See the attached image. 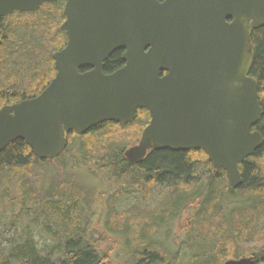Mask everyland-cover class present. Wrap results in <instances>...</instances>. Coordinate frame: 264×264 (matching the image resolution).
<instances>
[{
    "label": "trees",
    "instance_id": "1",
    "mask_svg": "<svg viewBox=\"0 0 264 264\" xmlns=\"http://www.w3.org/2000/svg\"><path fill=\"white\" fill-rule=\"evenodd\" d=\"M62 10L58 2L0 18V108L35 97L54 76L52 53L65 41ZM251 45L249 75L264 109V27L252 32ZM121 56L113 53L105 71L122 66ZM140 114L125 126L107 122L83 135L68 134L66 150L53 160L36 158L20 140L0 152V264H114L116 241L129 251L130 264H179L178 253L157 238L176 222L173 242L189 249L186 264L242 257L264 264V114L253 128L263 144L240 165L242 183L233 191L224 171L215 170L202 151L155 150L139 164L128 162L125 147L148 120L146 111ZM68 161L95 165V175L119 182L104 200L101 231L91 221L97 187L67 170ZM31 226L50 244L40 246ZM101 240L111 248L103 249Z\"/></svg>",
    "mask_w": 264,
    "mask_h": 264
},
{
    "label": "water",
    "instance_id": "2",
    "mask_svg": "<svg viewBox=\"0 0 264 264\" xmlns=\"http://www.w3.org/2000/svg\"><path fill=\"white\" fill-rule=\"evenodd\" d=\"M58 1L67 43L52 54L56 75L37 97L0 109V152L20 140L36 158L53 160L67 134L125 126L145 109L150 122L124 152L128 162L152 150L203 151L235 190L240 165L263 144L253 128L264 109L249 74L264 0H0V18ZM119 50L124 66L104 75Z\"/></svg>",
    "mask_w": 264,
    "mask_h": 264
},
{
    "label": "rangeland",
    "instance_id": "3",
    "mask_svg": "<svg viewBox=\"0 0 264 264\" xmlns=\"http://www.w3.org/2000/svg\"><path fill=\"white\" fill-rule=\"evenodd\" d=\"M134 144H136V141H134V143L131 145H127L125 147V149L131 147ZM67 165H68V167L71 165L70 169H67V170L74 172L77 176L80 177V179L83 178L84 180L83 179L82 180L84 181V183L88 184L89 186L92 184V185H95L97 187L94 190H96V192H95L96 194L98 192V197L96 198L95 204H93V212L95 214H93V216L91 215L92 216L91 221L95 224L98 223L100 231H101V229H102L101 223H103L102 221L105 218L104 200L107 196L110 195V193H113V191L118 188V185H116V184H118L119 182L114 183L112 181V179H108V176H107L108 174L106 175L105 173H103V176L100 173L95 175V173H94L96 171L95 165H92L89 163L87 164L88 165L87 167L81 165L80 163L73 166L72 163L70 161H68ZM91 176L94 177L93 180L91 179ZM95 179L99 180L100 182L99 183L96 182V184H93L92 182ZM123 200H125V198H123ZM128 201L129 200L122 201V202H128ZM178 226H179L178 222H176L173 227L167 226L166 228L159 231L157 238L161 239V237H162L168 244H170L169 245L170 249H174L178 253L179 264H186V260L189 259V257H190L189 249L186 248L185 246H183L181 249V247H178L176 244L174 246V242H173V240H175L177 238L175 235H176V231H177ZM31 228H32V232L31 231L30 232H31L32 236H34L35 241L40 246H43L45 244L46 245L50 244V241H48L47 238H44V236H42L43 237V240H42V237L40 235H38V230L35 226H31ZM132 236H135L134 228H133ZM94 237H95V239H101V235H99L97 233L94 234ZM10 238H11V235L6 230L5 231L6 241H9ZM100 245L105 250H109L112 246L111 244H108L107 242L105 243V241L103 242L102 240L100 241ZM134 245L135 244H132V248L134 247ZM115 246H116V248H115L114 252L111 253V258H113L112 259L113 263L114 264H130L131 258L128 256L129 251L126 252L124 250H120L119 249V241H116ZM134 250L135 249L133 248L132 252H134Z\"/></svg>",
    "mask_w": 264,
    "mask_h": 264
},
{
    "label": "flooded vegetation",
    "instance_id": "4",
    "mask_svg": "<svg viewBox=\"0 0 264 264\" xmlns=\"http://www.w3.org/2000/svg\"><path fill=\"white\" fill-rule=\"evenodd\" d=\"M65 21V19L62 21V23L60 24V26H59V28L61 27V25L63 24V22ZM61 30V29H60ZM64 36H65V41H64V44L62 45V47H60V49L59 50H57V51H54V52H58V51H60V50H62L64 47H65V45H66V43H67V39H66V35H65V33H64ZM53 52V53H54ZM117 52V51H116ZM119 52H122V55H123V51L122 50H119ZM52 53V54H53ZM115 53V52H114ZM113 54V53H112ZM111 54V55H112ZM110 55V56H111ZM109 56V57H110ZM108 57V58H109ZM121 58H122V56H121ZM108 60V59H107ZM107 60L104 62V66H105V63L107 62ZM124 63V62H123ZM53 64H54V61H53ZM104 66H103V74L104 75H111V74H113V73H115L116 71H118V70H120L123 66H124V64L122 65V66H120V67H116L114 70H112L111 72H107V71H105V69H104ZM54 69H55V74H54V76L51 78V80L48 82V84L46 85V87L50 84V82L54 79V77H55V75H56V68H55V64H54ZM92 69L91 68H84L83 70H81V72H88V71H91ZM45 87V88H46ZM39 95V94H38ZM38 95H36L35 97H37ZM21 102V101H20ZM140 111L141 110H139L137 113H140ZM146 112H147V116H148V120H147V123H146V125L141 129V132H140V135H139V137H138V139L136 140V144L138 143V141H139V139H140V137H141V133H142V131L148 126V124H149V122H150V117H149V113H148V111L146 110ZM140 116H142L141 114L140 115H137L136 114V118L137 117H140ZM135 118V119H136ZM136 144H134V145H136ZM133 145V146H134Z\"/></svg>",
    "mask_w": 264,
    "mask_h": 264
},
{
    "label": "bare ground",
    "instance_id": "5",
    "mask_svg": "<svg viewBox=\"0 0 264 264\" xmlns=\"http://www.w3.org/2000/svg\"><path fill=\"white\" fill-rule=\"evenodd\" d=\"M225 263V262H224Z\"/></svg>",
    "mask_w": 264,
    "mask_h": 264
}]
</instances>
